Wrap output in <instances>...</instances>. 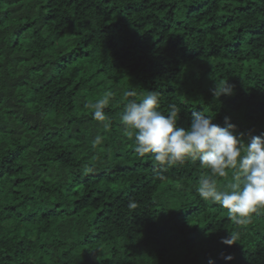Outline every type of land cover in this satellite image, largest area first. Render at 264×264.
Segmentation results:
<instances>
[{
  "label": "trees",
  "instance_id": "trees-1",
  "mask_svg": "<svg viewBox=\"0 0 264 264\" xmlns=\"http://www.w3.org/2000/svg\"><path fill=\"white\" fill-rule=\"evenodd\" d=\"M216 81L235 94L215 99ZM133 88L185 127L203 111L264 134V0H0V264H264V209L236 225L196 194L198 160L137 157ZM106 90L109 132L85 107Z\"/></svg>",
  "mask_w": 264,
  "mask_h": 264
},
{
  "label": "clouds",
  "instance_id": "clouds-1",
  "mask_svg": "<svg viewBox=\"0 0 264 264\" xmlns=\"http://www.w3.org/2000/svg\"><path fill=\"white\" fill-rule=\"evenodd\" d=\"M215 99L234 95V86L228 81L217 82L212 89ZM124 100L120 127L122 134L132 142V149L138 158L150 155L155 166L172 168L199 161L208 174L199 178L196 194L205 202L211 201L227 210L228 219L234 224L244 226L251 223L252 215L264 209V134H236L237 125L231 117H225L221 126L214 122L215 117L203 111H193L191 123L187 127L180 123L181 109L168 105L161 111V97L157 91L138 93L134 88L123 92ZM114 100L111 90H106L95 102H86L91 109L92 119L102 126L105 132L111 131L113 121L107 115ZM103 143L97 134L91 141L93 149ZM84 173L92 171L86 165ZM231 176L230 180L227 178ZM225 178L220 185L218 180ZM130 200L127 207L136 208ZM237 235L230 233L222 237L221 243L232 245ZM231 261L229 254L224 257ZM211 264V262H210Z\"/></svg>",
  "mask_w": 264,
  "mask_h": 264
}]
</instances>
